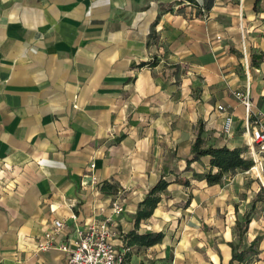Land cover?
Listing matches in <instances>:
<instances>
[{
    "label": "crops",
    "instance_id": "crops-1",
    "mask_svg": "<svg viewBox=\"0 0 264 264\" xmlns=\"http://www.w3.org/2000/svg\"><path fill=\"white\" fill-rule=\"evenodd\" d=\"M254 1L0 0V264H67L64 251L36 248L43 231L64 219L63 241L110 215L117 192L112 240L127 264L228 263L230 247L205 249L202 224L233 230L260 184L244 169L208 183L185 168L198 121L206 144L249 149L233 92L251 85V117L264 110L262 62L245 75L214 37L253 18ZM218 104L232 112L230 135ZM189 166L204 171L208 157ZM164 169L161 199L137 225L164 235L128 246L138 203ZM262 233L256 210L243 244ZM258 249L252 264L264 263V236Z\"/></svg>",
    "mask_w": 264,
    "mask_h": 264
},
{
    "label": "built area",
    "instance_id": "built-area-1",
    "mask_svg": "<svg viewBox=\"0 0 264 264\" xmlns=\"http://www.w3.org/2000/svg\"><path fill=\"white\" fill-rule=\"evenodd\" d=\"M247 66V62H246ZM234 96L243 104L246 112L244 132L249 135V149L252 154L264 155V110L252 113L249 90L234 91ZM216 108L224 112L222 131L226 135L232 133L234 121L231 110L225 105L218 104ZM94 163H90V168ZM95 176H93V180ZM121 192L112 199L110 215L100 220L91 221L82 227L76 226L71 233L60 242L57 236L66 227L64 219H53L48 228L42 233V238L37 243L38 250L60 249L65 252L67 264H123L125 259L124 249L116 248L112 240L111 230L114 218L112 214L119 213L123 206L120 201ZM72 217H75L72 214ZM127 248V247H126Z\"/></svg>",
    "mask_w": 264,
    "mask_h": 264
},
{
    "label": "trees",
    "instance_id": "trees-1",
    "mask_svg": "<svg viewBox=\"0 0 264 264\" xmlns=\"http://www.w3.org/2000/svg\"><path fill=\"white\" fill-rule=\"evenodd\" d=\"M260 0L254 1L253 9L257 11L256 4ZM263 61L259 54L249 50L248 52V65L251 70L258 67ZM203 128L202 122L198 121V125L195 131L194 139L191 143V159L187 160L186 168L191 170L192 177L197 179H205L208 183L219 182L221 177L226 172H234L237 169H248L252 165V158L249 151L244 146L229 147L226 145H213L206 144L201 137ZM200 156H207L209 162V168L204 171H195L190 168L189 164L192 160L199 158ZM168 169H164L158 178V180L148 189L144 197L139 201L137 209L134 214L135 225L125 233V243L128 246H149L156 242H159L164 233L162 231L146 230L142 233L137 231V225L141 218L148 217L157 202L161 199L160 192L164 191L168 181L165 179ZM184 184H188V179H180ZM253 205V204H252ZM251 220V216L248 212L241 214L239 218H236L235 228L237 230L238 240L237 243H229L232 252L227 264L238 262L240 264H248L249 258L256 255L259 251L258 243L261 235H255L247 245L243 244V236L248 228V223ZM123 264H127L124 259Z\"/></svg>",
    "mask_w": 264,
    "mask_h": 264
},
{
    "label": "rangeland",
    "instance_id": "rangeland-1",
    "mask_svg": "<svg viewBox=\"0 0 264 264\" xmlns=\"http://www.w3.org/2000/svg\"><path fill=\"white\" fill-rule=\"evenodd\" d=\"M213 1H219V0H213ZM256 7H257V13L254 14L253 18H250V20H245L243 16V12H244L243 10L242 11V16H243L242 21L238 20L233 30L227 31L225 29L224 30L222 29V32L218 31L219 36L214 37V40H215L214 46H216L214 50L215 49L220 50L222 48L224 50V53L232 54L231 61H234L237 65L238 70L245 72V75L247 74L246 62L248 64V51L250 49L254 53L259 54L261 56L263 61L259 69L260 71L264 70V0H260L259 2H257ZM219 27H220V24H219ZM249 79L251 82L252 80H251L250 72H249ZM248 88L251 89V85L248 86ZM238 91H242V90H238ZM247 150L249 151L251 155L252 165H253L254 164L253 156L250 152V149H247ZM260 156L262 157V169L261 170L258 169V170L264 176V155H260ZM251 166L248 169H244L245 174H247L248 177H251L252 179L257 180L258 183L260 184V187L256 193V197L260 201L257 202L256 205H252L249 203L248 208L246 207V210L244 211V212H248L252 218L253 214L256 213V210L257 211L264 210V182L263 180L260 179L259 175H257L256 171ZM225 178H228V181H230L232 179V175L228 173L225 175ZM239 181H240V178H239ZM205 204L206 203L203 202L201 206H206ZM218 218L220 221L221 216L218 215ZM202 226H203V232L205 235L203 239V243H204L203 245L205 246L206 250L208 251L217 250L218 252L223 253L224 248L228 246L230 247L232 251V248L229 243L231 242L235 244L237 243V240H238L237 230L235 228L231 231H226V230L224 231L222 230V227L220 225L215 226L214 223H212L211 227H209L207 223L205 224L203 223ZM211 228H213V230H211ZM262 236H264V233H262L261 238ZM227 238L229 240H226ZM260 240H259V243H260ZM259 243H258V246H259ZM260 255L264 257L263 256L264 251ZM256 257L258 256L254 255L250 257L248 264H252L254 262V258ZM232 264H240V263L233 262Z\"/></svg>",
    "mask_w": 264,
    "mask_h": 264
},
{
    "label": "bare ground",
    "instance_id": "bare-ground-1",
    "mask_svg": "<svg viewBox=\"0 0 264 264\" xmlns=\"http://www.w3.org/2000/svg\"><path fill=\"white\" fill-rule=\"evenodd\" d=\"M253 159H254V164L251 167L256 171L257 175H259L260 179L263 180L264 182V176L258 170V169L260 170L262 169V157L258 155L256 152H254Z\"/></svg>",
    "mask_w": 264,
    "mask_h": 264
}]
</instances>
